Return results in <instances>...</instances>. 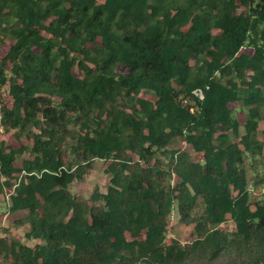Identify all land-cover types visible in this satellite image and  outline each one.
I'll return each mask as SVG.
<instances>
[{
    "label": "trees",
    "instance_id": "obj_1",
    "mask_svg": "<svg viewBox=\"0 0 264 264\" xmlns=\"http://www.w3.org/2000/svg\"><path fill=\"white\" fill-rule=\"evenodd\" d=\"M5 39L0 130L27 143L0 141V199L34 245L0 259L264 264V0H0ZM95 160L105 191L72 194Z\"/></svg>",
    "mask_w": 264,
    "mask_h": 264
},
{
    "label": "rangeland",
    "instance_id": "obj_2",
    "mask_svg": "<svg viewBox=\"0 0 264 264\" xmlns=\"http://www.w3.org/2000/svg\"><path fill=\"white\" fill-rule=\"evenodd\" d=\"M11 41L8 39L4 40V43L0 45V59L4 56L6 53L8 47L11 45ZM242 52H245L247 54H252V50L249 48L242 49ZM198 67V66H197ZM194 68L195 74L198 73V69ZM4 96H0V103L2 105H5L6 107L10 106V97L6 94V92L3 93ZM147 97L148 95H144ZM148 98H151L148 96ZM118 102L123 103H129V99H121L119 96H117ZM13 131L9 133L2 132L0 130V141H4L7 145H10L11 147L17 148L20 145L26 144L27 141L23 138L18 139L13 135ZM174 147L181 148L185 150L188 154L191 155L192 159L194 161H200L201 156L200 155H194L192 150L189 146H187L184 143H178L175 144ZM24 157H27L28 154L24 153ZM106 164L105 162L101 160H95L91 166L90 169L86 171V174L82 177L79 181H73L69 185L70 192L74 195H79L84 198H87L90 196L92 191L94 189H98L100 192H104L109 180V175L105 171ZM248 180L250 183H253V178L251 176V173L248 175ZM259 184V183H258ZM260 185H264V182ZM259 185V186H260ZM253 186V185H252ZM9 190H6L8 192ZM250 194L253 197L264 195V187H261L259 190L258 187L252 188L250 190ZM5 192V194H6ZM263 193V194H262ZM6 197V196H5ZM0 237L7 239L8 241H19L22 244H25L27 246H33L34 243L32 241H26L24 238V232L27 228V224L23 221V218H25L26 213H9L6 211L7 207V200L6 199H0ZM4 202V203H3ZM200 211V209H198ZM220 229L224 231H231L232 230V223L225 222L223 224H220ZM167 238H174L176 239L180 244H188L190 243L194 238L195 234L193 232L192 226H186L179 222L178 214L176 213V210L173 209L171 212L169 218H168V229H167ZM10 261L6 258L0 259V264H9Z\"/></svg>",
    "mask_w": 264,
    "mask_h": 264
},
{
    "label": "built area",
    "instance_id": "obj_3",
    "mask_svg": "<svg viewBox=\"0 0 264 264\" xmlns=\"http://www.w3.org/2000/svg\"><path fill=\"white\" fill-rule=\"evenodd\" d=\"M4 92H6V94H7V92H8V89H7V87L6 86H2V87H0V96L2 97V96H4L3 95V93ZM195 95L199 98V99H202V92L200 91V90H196L195 91ZM15 186V185H14ZM261 187H264V185H260V186H258V188H259V190L261 189ZM252 188H253V186L250 184L249 186H248V190H249V192H251L250 190H252ZM12 191H13V188L12 189H10L8 192H6V194H5V199L7 200V202H8V198H9V195L12 193ZM263 194V193H262Z\"/></svg>",
    "mask_w": 264,
    "mask_h": 264
}]
</instances>
